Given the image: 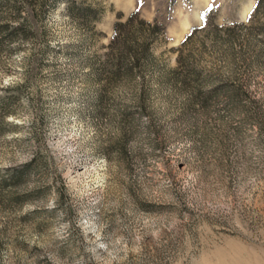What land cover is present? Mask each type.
<instances>
[{
	"label": "rangeland",
	"instance_id": "1",
	"mask_svg": "<svg viewBox=\"0 0 264 264\" xmlns=\"http://www.w3.org/2000/svg\"><path fill=\"white\" fill-rule=\"evenodd\" d=\"M75 1L0 0V264H264V0ZM136 8L165 38L104 89Z\"/></svg>",
	"mask_w": 264,
	"mask_h": 264
},
{
	"label": "trees",
	"instance_id": "2",
	"mask_svg": "<svg viewBox=\"0 0 264 264\" xmlns=\"http://www.w3.org/2000/svg\"><path fill=\"white\" fill-rule=\"evenodd\" d=\"M174 1L164 0L167 11H171ZM67 2L69 15L79 19L87 29L93 27V24L103 17L104 10L100 5L89 2L77 3L75 0ZM164 13L155 15L152 19L144 17L139 8L128 14H117L112 34L105 45L106 63L96 69L99 80L103 81L104 89L123 80H132L138 73L143 76L147 66L155 61L156 50L159 43L164 40L167 29V22L162 17ZM203 15L206 20V14ZM194 30L192 27V31L185 35L181 46H186L195 37ZM179 48L182 47H177ZM176 59L179 63L184 61L181 53ZM102 98L104 95L101 94L100 99Z\"/></svg>",
	"mask_w": 264,
	"mask_h": 264
}]
</instances>
